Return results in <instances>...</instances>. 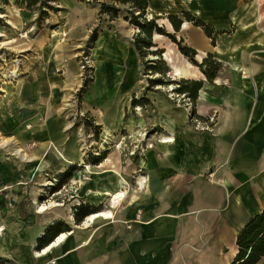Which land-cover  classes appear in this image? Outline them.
Masks as SVG:
<instances>
[{"label":"crops","instance_id":"1","mask_svg":"<svg viewBox=\"0 0 264 264\" xmlns=\"http://www.w3.org/2000/svg\"><path fill=\"white\" fill-rule=\"evenodd\" d=\"M148 1L147 17L157 18L169 32L175 30L164 13L182 15L183 11L214 28V43L201 27L188 20L177 32L183 33L197 51L198 61L210 53L222 63L217 77L204 83L196 101L199 106L195 115L205 120L206 127H197L184 112H166L162 137L174 140L157 142L155 148H148L145 156L136 163L132 161L129 167L133 177L139 171L146 173L145 187L135 190L123 207L124 201L121 203V209H115L114 221L104 223L97 219L77 229L89 221L92 213L106 209L101 206L110 197L108 190L122 189L127 182L119 174V179L113 181L97 172L91 175L93 179L85 181L81 195L73 196L71 203L73 215L81 204L89 206L91 213L81 221L75 220L76 227L52 220L40 227L35 238L38 246L55 223L62 227L60 233L69 234L64 244L55 246L47 255L37 258L29 248L25 249L33 262L51 264L50 258L55 257L54 264H230L239 251L240 233L264 211V0ZM165 39L164 34L154 32L153 41L156 48L164 49L162 58L173 78L207 80L199 66L177 49L176 43ZM97 41L103 72L101 80L97 72L96 83L107 89L108 96L112 93L107 86H111L113 93L117 86L126 90L130 83L121 79L125 80L128 71L137 68L138 52L133 42L114 29L101 33ZM178 70L181 76L176 74ZM207 85L219 88L220 94L207 93ZM16 106L15 100L0 108V123L4 127L17 123L10 108ZM30 106L34 108L28 110H39L35 104ZM6 110L10 112L4 113ZM36 121L34 118V124ZM116 126L106 125L105 133H113ZM14 133L18 134L17 129ZM44 134L53 137L57 133L48 127ZM55 155L62 161L58 153ZM66 156L75 160L67 164L75 167L65 175L70 182L85 169L76 162V156ZM116 159L107 156L98 167L110 171L106 167L114 165L120 171L116 165L120 158ZM85 163L88 170L99 165L88 160Z\"/></svg>","mask_w":264,"mask_h":264},{"label":"rangeland","instance_id":"2","mask_svg":"<svg viewBox=\"0 0 264 264\" xmlns=\"http://www.w3.org/2000/svg\"><path fill=\"white\" fill-rule=\"evenodd\" d=\"M100 1L106 0H42L30 8L22 1L8 0L6 4L0 1V108L16 100L17 106L10 108L18 119L7 128L0 123L2 136L11 140L6 146L0 144V225L4 228L0 234V257L7 264L40 263L33 262L24 251L29 248L34 257H40L35 256L40 246L35 238L39 228L49 220L76 227L71 209L73 196L81 195L85 181L93 179L91 175L97 172L110 181L119 179L111 171L117 169L114 165L106 167L111 172L99 168L101 163L88 170L87 160L98 161L103 152L110 159L120 158L116 165L127 179L122 189L132 194L121 204L123 207L135 190L146 185V173L139 171L133 177L129 167L132 161L136 163L145 156L148 148H155L162 141L166 112H184L197 127H206L205 120L195 115L199 103H193L177 90L181 79L173 78L167 62H162L161 56L153 55L151 50L144 55L137 53V68L128 71L125 80L121 79L130 83L126 90L117 86L114 94L111 86H107L112 93L108 96L107 89L96 83L97 72L98 80L103 72L98 52L96 57L92 56L93 50L98 49L97 37L114 29L133 42L139 31L125 20V11L116 19L100 14ZM164 16L168 17L165 13ZM174 35L189 45L183 33ZM165 36V41L174 42ZM177 49L180 51L178 45ZM151 66L166 71L156 72ZM206 87L207 93L220 94L219 88ZM136 99L145 103L135 106ZM30 104L37 105L39 110H28ZM34 118L38 119L37 124ZM2 119L1 116V122ZM111 124L117 128L113 133L108 130L105 133L106 125ZM48 127L57 134L46 136ZM16 129L18 134L14 133ZM39 136H43L41 141ZM17 144L33 157L32 161L14 153ZM58 151L73 154L85 169L70 182L65 175L71 165L53 157ZM109 201L108 196L101 208H107ZM41 205L48 208L38 211ZM114 219L97 221L108 223ZM91 223L86 220L77 229ZM66 241L67 237L57 247ZM55 261V257L50 258L51 264ZM258 264H264V256Z\"/></svg>","mask_w":264,"mask_h":264},{"label":"trees","instance_id":"3","mask_svg":"<svg viewBox=\"0 0 264 264\" xmlns=\"http://www.w3.org/2000/svg\"><path fill=\"white\" fill-rule=\"evenodd\" d=\"M0 1L4 4L8 3V0ZM20 1L25 3L29 8L35 6L39 2H42V0H17V2ZM98 5L100 8L99 13L107 14L111 19H116L122 12H126V15H124L125 20H128L132 25L139 29V31L135 34L133 41V44L139 54L144 55L146 51L151 50L153 55H159L162 58L164 50L156 48V44L153 41L154 32H158L170 36L179 46L180 51L194 64L200 67L208 81L212 82V80L217 77L218 72L222 67V63L219 60L214 58L212 54L208 53L203 61H197V51L193 47L184 44L183 38L177 39L176 35H174L181 30L184 20H188L193 23V25L201 27L205 34L213 39L214 43V28L210 23L205 22L200 17L189 11H183L182 15L169 13L168 19L171 21L175 30V32L170 33L165 30L164 26L159 25L155 18L147 17L146 12L149 8L148 0H106L100 1ZM160 60L165 63L163 58ZM151 67L156 72L166 71L154 66ZM203 87L204 80L182 78L179 82V88L177 90L182 94H186V97L194 103L197 101L199 92ZM144 103L145 102L141 101V99H136L135 106H141ZM103 153L102 158L98 159V161L88 160V162L99 164L107 157L106 152ZM74 169L75 167L71 165L67 174H71ZM90 213L89 206L86 207L85 204H81L76 207L74 215L77 221H81L84 216H87ZM61 231L62 227H59V224L55 223L49 232L41 238V248L53 241ZM237 244L239 246L238 254L235 260H233L230 264H258L260 262L261 258L264 256V211L253 217L248 222L240 233ZM5 263L7 264V262L0 257V264Z\"/></svg>","mask_w":264,"mask_h":264},{"label":"bare ground","instance_id":"4","mask_svg":"<svg viewBox=\"0 0 264 264\" xmlns=\"http://www.w3.org/2000/svg\"><path fill=\"white\" fill-rule=\"evenodd\" d=\"M64 35L66 36L67 33H65ZM97 52H98V49L95 48V50H93V55H92L93 58L97 56ZM176 72H177L176 73L177 75L181 76V74H182L181 71L178 70ZM15 74H16V72H15ZM172 87H173V85H172ZM138 109H141V108L139 107ZM173 140H174L173 138L165 137V138L162 139V142H168V141L172 142ZM10 141H11L10 138H6V137L2 136V134L0 132V144L2 146H6L8 143H10ZM14 153L17 154V155H20L23 158V160H25V161H32V159H33V157H31L27 153H25L24 149L18 144L14 148ZM58 153H59L62 161L64 160L67 163H70L71 161L75 162V160H70L65 154H63V153H61L59 151H58ZM83 153H84V149H82L80 151V159H81V155ZM53 157L54 158L56 157L55 153H53ZM86 167L89 168L88 165H86ZM111 171L122 176V174H120V171L118 169H113ZM123 180L125 181L124 178H123ZM107 193L110 195L109 206L106 209H101L99 211H96V212L92 213L89 216V220L94 221V220H97L99 218H104V219H112V218H114L115 217V209L119 208L121 203L126 199V197L129 195L130 192L128 191V189H118L116 191L108 190ZM47 208L48 207H46L45 205H41L40 209L38 211L42 212V211H45ZM3 229L4 228L0 226V234L2 233ZM68 234H69L68 232L67 233L66 232L61 233L57 237V239H55L49 245L44 247L43 250H39L37 252V255L38 256L47 255L52 250V248H54L55 246L59 245L62 241H64L65 238L68 236ZM52 263H55V262H52Z\"/></svg>","mask_w":264,"mask_h":264},{"label":"water","instance_id":"5","mask_svg":"<svg viewBox=\"0 0 264 264\" xmlns=\"http://www.w3.org/2000/svg\"><path fill=\"white\" fill-rule=\"evenodd\" d=\"M177 38H178V39H181L182 37L178 36ZM196 59H197V58H196Z\"/></svg>","mask_w":264,"mask_h":264},{"label":"built area","instance_id":"6","mask_svg":"<svg viewBox=\"0 0 264 264\" xmlns=\"http://www.w3.org/2000/svg\"><path fill=\"white\" fill-rule=\"evenodd\" d=\"M140 214V211H139V213H138V215Z\"/></svg>","mask_w":264,"mask_h":264}]
</instances>
